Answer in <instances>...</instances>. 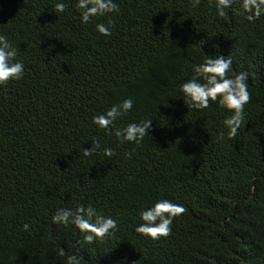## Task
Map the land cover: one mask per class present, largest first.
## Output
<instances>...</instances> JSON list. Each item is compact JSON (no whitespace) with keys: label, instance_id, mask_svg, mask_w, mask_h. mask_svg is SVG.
I'll return each mask as SVG.
<instances>
[{"label":"trees","instance_id":"obj_1","mask_svg":"<svg viewBox=\"0 0 264 264\" xmlns=\"http://www.w3.org/2000/svg\"><path fill=\"white\" fill-rule=\"evenodd\" d=\"M114 2L118 11L82 23L78 0H0V35L24 66L0 85V264H67L69 255L81 264H264V15L249 21L242 0L224 17L215 0ZM205 55L231 56L230 76L248 73L235 138L224 124L233 113L218 101L202 110L184 102L181 85ZM126 99L132 109L108 130L93 123ZM146 120L139 144L114 134ZM94 140L100 149L83 156ZM161 200L186 209L170 235L137 233L141 213ZM81 206L117 229L86 244L74 225L53 222L58 209Z\"/></svg>","mask_w":264,"mask_h":264},{"label":"clouds","instance_id":"obj_2","mask_svg":"<svg viewBox=\"0 0 264 264\" xmlns=\"http://www.w3.org/2000/svg\"><path fill=\"white\" fill-rule=\"evenodd\" d=\"M200 0H192V6L197 7ZM232 0H215V8L219 17L226 15V9L230 8ZM80 11L82 23H87L91 18L104 16L118 11L114 0H78L76 5ZM241 7L248 14L247 19L252 21L264 15V0H242ZM66 5L62 2L55 5V11L63 13ZM112 21H109L111 25ZM97 31L103 36L111 35V27L105 24H97ZM17 56V49L12 47L5 36L0 35V85H5L9 81L22 78L24 66L20 62H14ZM233 61L231 56L205 55L201 64L193 66L192 78L181 85V91L185 97L184 102L188 108L202 110L210 106V102H217L228 111L232 112L230 118L224 121L229 130V139L235 138L238 129L244 121L245 106L251 100V93L248 90V73L232 72ZM133 107V101L126 99L122 103L111 107L106 114L97 115L93 118V123L101 129L108 130L117 118L126 115ZM153 121L146 120L140 123H131L125 128L116 129L115 136L120 143L135 142L141 143ZM224 133L220 132L218 139H223ZM98 140H94L90 149H83L82 155L88 157L100 149ZM103 154L111 157L115 153L110 148H105ZM186 209L182 205L174 204L168 200H161L154 207L141 213L143 223L135 229L139 234L159 239L167 237L171 233L173 218L182 215ZM56 224L68 226L74 225L83 235L86 244H92L98 239H103L107 235L113 234L117 229V221L111 217L98 214L92 206L79 207L75 212L60 208L53 216ZM24 230L29 229L25 224ZM65 255L63 250L59 253ZM82 257L69 255L67 264H81Z\"/></svg>","mask_w":264,"mask_h":264}]
</instances>
